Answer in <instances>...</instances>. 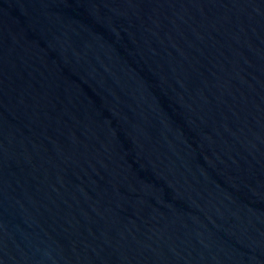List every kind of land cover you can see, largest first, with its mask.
<instances>
[{
  "label": "water",
  "instance_id": "obj_1",
  "mask_svg": "<svg viewBox=\"0 0 264 264\" xmlns=\"http://www.w3.org/2000/svg\"><path fill=\"white\" fill-rule=\"evenodd\" d=\"M0 264H264V0H0Z\"/></svg>",
  "mask_w": 264,
  "mask_h": 264
}]
</instances>
